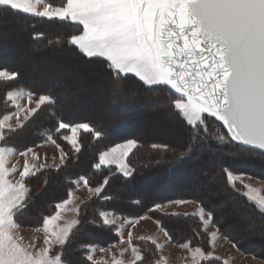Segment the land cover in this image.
<instances>
[{
  "label": "snow or ice",
  "instance_id": "6c2138e0",
  "mask_svg": "<svg viewBox=\"0 0 264 264\" xmlns=\"http://www.w3.org/2000/svg\"><path fill=\"white\" fill-rule=\"evenodd\" d=\"M5 9L46 21L82 26L79 32L70 33L63 40L49 39L47 44H66L75 47L89 60L106 61L112 78L109 87L113 92L119 91L120 80L129 74L151 91H166L167 99L157 107L173 109L174 114L189 126V137L176 148L153 143L152 149L171 151L178 159H191L198 143L215 139L216 144L210 146L220 153L230 151V146L236 144L244 146V151L249 154L251 149H258L264 154V0H62L60 3L55 0H0V10ZM32 39L44 40V33H36ZM18 76L17 71L0 69V83L8 84L17 80ZM21 100L27 103L21 104ZM57 103L51 91L35 93L17 87L4 95L5 110L0 112V264H76L70 257L65 258V246L81 224L82 207L77 203L75 190L83 185L90 197L105 201L113 199L104 192L109 184L107 175L95 187L91 186L87 176H79L71 181L75 190L69 189L68 198L56 203L55 212L43 216L42 223L33 229L44 234L42 247L37 248L34 243L25 245L23 238L17 235L21 225L16 217L28 207L31 199V189L26 181L37 176L47 164L39 163L41 157L33 147L18 151L16 147L9 146L8 140L18 130L24 129L38 113L50 111ZM9 107L11 111L7 110ZM214 128L225 129L226 132L214 131ZM81 131L91 133L95 138L102 135L87 122L63 120L58 122L54 131H45L43 135L46 143L59 150V159L64 163L68 153L54 136L60 134L62 140L80 153ZM135 148V139L117 144L109 151L100 152L99 162L93 167L100 171L102 165L107 168L115 164L124 177H129L134 169L126 159ZM30 154L31 160L36 163L29 162ZM17 155L25 158L22 170L15 164L9 167L11 157ZM238 155L233 153L234 158ZM55 170H60L58 165ZM220 172L226 175L231 190L241 192L259 211V227L264 231V196L254 194L257 190L244 183L243 174L231 170L229 166L221 165ZM16 174L18 179L9 178ZM43 183H48L47 178ZM170 203L198 205L191 214L171 215L198 218L202 232L214 249L220 236L218 229L208 231L216 226L213 211L193 200H172ZM84 207H87L86 203ZM164 207L163 204H156L154 209ZM68 212L73 214L71 219L65 216ZM96 215L98 218L86 222L113 230L119 242L108 247H99L94 243L80 244L77 250L83 253L85 261L101 264L94 259L96 252H111L112 248H118L119 256L112 254L111 262L104 260L103 264H168L163 255L155 258L165 247L157 238H136L154 246V251L144 249L140 243H133L131 230L125 239L123 223L117 226L118 220L134 227L140 220L151 217L143 215L129 219L104 210H97ZM155 222L160 224L159 220ZM256 227L255 223L248 225L250 230ZM160 231L167 237V242H172L166 229L161 227ZM196 235L199 236L200 232ZM178 246L188 251V264L220 260L213 251L206 252L200 246L192 247L191 241ZM56 248L61 251L54 252ZM126 253H130V260L124 259ZM222 264H229V261L223 260Z\"/></svg>",
  "mask_w": 264,
  "mask_h": 264
},
{
  "label": "trees",
  "instance_id": "16d2710c",
  "mask_svg": "<svg viewBox=\"0 0 264 264\" xmlns=\"http://www.w3.org/2000/svg\"><path fill=\"white\" fill-rule=\"evenodd\" d=\"M56 3L62 2V0H55ZM23 21L28 23L27 26H21L14 21ZM51 26V28H47ZM9 28V29H8ZM0 29L5 31H11L16 36L19 34L20 37L17 40H21L27 35H29L30 40L32 42H44L46 41V49L44 52H49L54 49L63 50V56H71L73 57V62L75 65L78 63L90 64L91 70L94 68L100 69L103 74L105 75L102 78H109L112 80L109 69L107 68V62L99 59L89 60L85 58L79 51L72 46H68L66 44H61L57 46H52L47 44V40L49 39H61L63 40L67 37L70 33H77L80 31V27L78 25L72 24H65L58 21H46L44 19H39L31 16H27L26 14L20 13L18 11L5 9L0 10ZM44 33V40L35 41L32 37L36 33ZM12 38V37H11ZM20 47L16 49L22 50ZM36 52V51H35ZM34 51L32 53H27L25 51V60L31 57H35L37 53ZM42 52V50H41ZM44 52L42 54H44ZM30 56V57H28ZM62 61V60H60ZM24 67V61L20 62L19 60H15L9 63H3L0 61V69H7L9 71H17L19 76L17 80L9 82L8 84L0 83V112H3L4 105L3 99L4 95L8 90L15 89L17 87H23L25 90H30L35 93H42L44 91H51L53 95L57 98V106L51 109L48 112L41 111L37 114L36 117H33L24 127L22 130H18L16 134H13L9 137L8 144L9 146L16 147L17 150H24L26 147H34L38 144L45 142V138L43 133L45 131H54L55 127L57 126L58 122L63 120L65 122H87L89 123L94 129L101 132L102 135L99 138H95L91 133L81 132L79 141L82 145L80 153L71 154L68 151V160L65 164L60 168L57 172L56 170L52 169H44L37 174L35 177H30L26 183L28 187L31 189L30 196L31 199L28 201V207L23 210L22 213L18 214L16 217L18 223L24 227H36L42 223V217L45 215H50L55 212L54 205L58 202H61L63 199H67L69 189H75V185L71 183V181L75 180L79 176H87L89 178L91 186L95 187L98 186L100 182H102V178L107 175L109 177V184L105 187L104 192L108 195H111L113 199L105 201L102 199H98L96 197L90 198L89 201L82 203V213L80 216L81 224L78 226L76 230H74L73 235L70 237V242L65 246L66 249V257H70L73 259L76 264H91V262H87L83 258V253L78 251V247L82 243H94L99 247H108L111 244H115L119 241L118 236L114 233L113 230L107 227H97L92 224L87 223L86 221L97 217V210H104V211H111L115 212L119 216L128 217L129 219H135L139 216L147 215L151 218H156L160 221L161 227L166 229L172 237V242L176 245L181 243L191 241V246H201V247H208L209 243L206 238V234L202 232L200 228L198 218L192 217L189 215L188 217H184L183 215L174 216V215H167L163 214L162 212L154 209L149 211V209H153L156 204H167L170 203L172 200H193L201 203L207 209L213 211L214 213V222L219 230L221 236L227 238L229 241L235 243L238 249L248 255L252 254L255 257L264 261V249L260 252H253L244 247L243 245L246 242H242L241 240L235 238L237 234L230 233L225 229V222L220 219V212L222 208H218L213 206L208 200H206L201 195H193L188 194L185 192H178L173 194H167L168 186L159 187L158 184L155 185L157 191H160L161 197H153L151 195L145 196L144 200L138 197H130L125 202H119L116 200L115 196L117 191L115 188L116 185L123 186V185H130L135 186L140 182L145 181L148 177L152 176L153 174H157V179L162 183H169L172 182L174 177H179L181 175V170H183L184 166H187L188 169H193L192 164L189 160L190 159H178L176 156L172 154L171 151H163V150H155L151 148L153 144L154 138L153 134L145 132H111L107 133L104 122L101 119L95 120L93 118L83 116L80 117L78 115L74 116H67V114L60 109L59 107V93L58 90L47 88L43 86H38L33 81L27 83L23 80V76L21 74ZM87 70V71H88ZM50 72V71H49ZM96 72L93 71V75ZM93 81V84H86L85 86V94H90V88H92L98 79ZM119 85L123 86V89L130 91L129 87L134 86L137 90H146L147 92L156 96L157 101L163 103L167 97L168 93L166 91H151L146 86L143 85V82L139 81L136 77L132 75H128L123 77ZM137 86V87H136ZM88 90V91H87ZM105 98V97H102ZM108 100H112V97H107ZM117 101V98H116ZM118 102V101H117ZM114 111L118 114L117 117L121 118V124L123 126H127L128 124L132 123L131 117L135 116V111H126V107L121 102H118L114 106ZM126 109V110H125ZM11 111L12 109L9 107L7 109ZM165 110V109H164ZM163 110V111H164ZM170 113L176 119L175 126L178 127L180 130L184 131L183 135L178 137L171 135L170 138H167L165 141L169 143V146L173 148V145L180 146L184 144L187 134H189V126H187L186 122L182 120L179 116L174 114V110L169 108ZM92 112V111H91ZM154 115V114H153ZM89 116V115H88ZM91 116V115H90ZM155 116V115H154ZM150 115L146 116L147 122H152L155 117ZM164 116V114H163ZM211 121L212 118H209ZM217 124L219 122H216ZM120 126V125H119ZM119 126L111 125L107 130H118ZM214 127V126H213ZM31 129L34 131V135L28 139H25V136ZM66 132L67 130H62ZM214 131L226 132L225 129H216ZM54 138L57 140V143L61 145L63 149L67 148V142L60 138V134H56ZM179 138L181 140H179ZM24 139V140H23ZM135 139L137 141V148L134 149L130 157L128 158V163L132 169H134L132 175L130 177H124L120 174L115 166L104 167L101 166V170L97 171L93 165L99 162V153L102 151H108L113 146L129 140ZM22 140V141H21ZM152 143V144H151ZM155 144H163V143H155ZM216 144L215 139L211 142H200L196 145V148H206L211 147L210 145ZM167 145V144H163ZM176 148V147H175ZM196 148L194 150H196ZM231 154L232 158L229 159V162H225L223 164H219L217 169L219 171V175L221 180H223L224 191L238 202L244 205V210L249 211L255 218L261 220V214L259 211L251 204L247 197L242 195L241 192H233L230 186L227 185V178L225 174L220 172V166L225 165L229 166L231 170L239 172V173H246L253 177H257L259 179L264 180V174L257 171L258 167H252L251 164L255 163L258 165L264 164V154H261V151L257 149H251V154L244 151V147L241 145L233 144L230 146V151H225ZM233 153H239L242 155L240 157H233ZM202 160V161H201ZM198 160L196 166H206L210 168V164L206 158H202ZM233 163V165H229ZM256 170V171H255ZM55 176H60L62 178V191L52 194L49 196V201L45 206L42 204L43 194L46 189L56 187L59 183H52ZM44 178H47L48 183L45 185L43 183ZM220 178H216V181H220ZM175 183V181H174ZM239 185V184H238ZM212 187V186H211ZM171 188V187H170ZM172 189V188H171ZM104 193H102L103 195ZM116 194V195H115ZM45 197V196H44ZM216 196H213V199H216ZM135 201H139V203H135ZM84 203L87 204V207H84ZM246 222V221H244ZM241 221L240 223H243ZM257 230L261 231L259 225L257 226ZM200 232V235L197 236L196 233ZM89 233L98 234L97 239H92L86 235ZM251 233V232H250ZM245 235H249V232L244 233ZM240 236H244L243 234H238ZM262 235V234H261ZM264 235V234H263ZM254 237L258 240H261V236L257 233H251L250 237ZM94 237V236H93ZM260 238V239H259ZM135 243H140L141 247L144 249H151L154 251V246L150 243H144L139 241H134ZM159 253L156 254L155 258H159Z\"/></svg>",
  "mask_w": 264,
  "mask_h": 264
},
{
  "label": "rangeland",
  "instance_id": "374dc122",
  "mask_svg": "<svg viewBox=\"0 0 264 264\" xmlns=\"http://www.w3.org/2000/svg\"><path fill=\"white\" fill-rule=\"evenodd\" d=\"M14 23H17L21 26L28 25V23H25L23 21L15 20ZM78 26L82 29V26L80 25ZM47 28H51V26H48ZM6 32L7 34H5ZM9 33L12 32L8 30L5 31L0 29V61H2L3 63H9L15 60L16 61L19 60L20 62L24 61V67L21 72L23 76V80L26 81L27 83L33 81L38 86H43L58 90L59 107L67 114V116L78 115L80 117L87 116L95 120L101 119L104 122L103 124L107 133H111V132L125 133L131 131V132H136L137 134L139 132L147 131V133L149 132L153 134L152 135L154 138L153 143L161 142L163 144L169 145V143H167L165 140L167 138H170L171 135L176 137L183 135L184 131L180 130L178 127L175 126L176 119L170 113L169 108H164L165 110L158 108L157 105L160 104L161 102H158L156 96L147 92L145 89L142 91L141 89L137 90V88H135L134 86L132 87L128 86L130 91H127L126 89H123V86L119 85V91L113 92V90L109 87V85L112 83V80L107 77L102 78V76L104 77L105 75L100 69L94 68L93 70L91 69L88 70V68L92 66H90V64H84L80 62L78 63V65H75L73 62V57L63 56L64 51L60 49H54L49 52H44V50L47 48L46 41L32 42L30 40L29 35H27L21 40H17L19 37L14 38L16 35ZM9 36L11 37L14 36V37H12V39H9ZM20 46H22L21 47L22 50L18 51V49L16 48ZM25 51L27 53H32L33 51L34 52L36 51L35 53L37 54L35 55V57H31L25 60L26 57ZM43 52L44 54H42ZM93 71L96 72L95 75L92 74ZM97 79L99 81H97V83L92 88H90L89 90L90 94L86 95L84 92L86 84L89 85L93 84V81L96 82L95 80ZM109 96L112 97V100H108L107 97ZM116 98L118 102H121L122 104L125 105L127 109V110L125 109L126 111H135V116H133V118L132 117L130 118L132 120L131 121L132 123L128 124L127 126H123L121 124L122 119L116 116L118 113L115 112L113 109L115 104L118 103L116 101ZM20 103L26 104L27 101L21 100ZM147 115L148 116L152 115L155 117V119L152 122H147L145 118ZM13 123H15L14 120ZM111 125L112 126L120 125V126L118 130H113V129L107 130L109 127H111ZM29 131H31V129ZM81 132L79 133V137ZM185 133L187 134V136L189 135L187 131ZM33 135H34V131L28 132L27 135L25 136V139L27 137L28 139H30ZM179 140L181 139L179 138ZM187 140L188 137H186L184 142H186ZM126 141H123L119 144L126 143ZM66 144L68 149L66 150L64 149L65 152L68 153L69 151L71 152V154L72 153L75 154L76 152L74 151L72 146L68 143ZM38 145H42V146L39 147L34 146L33 148L35 152L38 153L39 156L41 157L39 163L47 164V167L45 169L55 170V167L57 165L59 166V168H61L68 160V156H67L65 158L64 163H61L59 159L60 157L59 150L51 143L43 142ZM175 147L177 146L173 145V148ZM133 151L134 149L132 150V152ZM115 155L118 156L119 151ZM130 155L126 159L128 165H129L128 158L130 157ZM240 156L242 155H238L237 157ZM54 157L55 160L53 159ZM202 158H206L208 160L210 164V168L209 167L207 168L206 166L203 165L196 166L198 160H201ZM230 158H232L231 154L227 152H223V153L217 152L215 147H206V148L201 147L198 149L196 148V150H194L193 157L189 160L191 162L189 164H192L193 167L192 170L188 169L187 166H184L183 170H181V175L177 178L174 177L172 182L169 183H162L161 181H159V178L157 179V175L160 172H158L157 174H153L152 176L148 177L145 181L140 182L135 186L116 185L115 188L117 189V191H120V193L117 192V195L115 194L116 195L115 198L119 202H125L132 196L138 197L142 200L146 198L145 196H149V195L153 197L156 196L161 197L162 195L160 191H157L155 187L156 184H158L159 187H163L167 185L169 187L167 190V194L169 195L178 192H185L193 195H201L211 204H213V206L222 208L219 216L220 219L225 222L226 225L225 229L227 231H229L230 233L237 234L235 238L241 240L242 242L243 241L246 242V244H244L243 246L244 247L246 246L248 250L261 253V251L264 249V235H263L264 231L257 230V227L251 230L248 228V225L250 223H255L258 226L261 220L255 218L249 211L244 210L245 208L242 203L238 202L236 199L229 196L224 191L225 190L223 186L224 182L220 178L217 166L227 161L229 162ZM24 160H25L24 157L18 155L13 156L11 157V163L9 164V167L15 164L18 169L22 170ZM29 162L36 163V161L31 160V154L29 156ZM229 165H233V163L231 162V164ZM111 166L116 167L115 164ZM252 167L254 168L258 167L257 171L261 172V174H264V164L257 166L255 163H253L251 164V168ZM119 173L122 174L121 172ZM241 174H243L244 176V183L250 184L254 189L257 190L256 193L254 194L264 196L263 179L253 177L246 173H241ZM247 177H252V179H247ZM9 178L15 180L18 179L19 177L18 174H16ZM216 178H220V181L219 182L216 181ZM52 183L54 184L59 183V184L57 185V188L48 187L46 189V191L43 194L45 197L43 196V200L41 201L43 206H45L49 201L50 195L62 191V187H61L62 178L60 176H55ZM75 196L78 198L77 203L81 204V206H82V202H87L90 200L88 190L84 188L83 185H81L79 190H75ZM213 196H216L217 198L213 199ZM198 204L201 203L198 202ZM164 205H165L164 208L157 210L167 215H171L172 213L183 214L184 212H188L191 210L195 211L198 206L197 204L174 205L171 203H167ZM72 215L73 214L71 212L65 214L67 219H71ZM150 220L157 221L156 218H151ZM146 221H149V219H147ZM241 221L243 222L246 221V222H244L243 224L240 223ZM61 223H63V221H61ZM144 227L145 224L143 223L140 226V228L137 230V232L138 233L141 232ZM215 228L217 229L216 226ZM33 229L34 227L21 226V228L17 232V235L23 238L22 243L25 245L34 243L37 248L42 247L44 234L37 233L33 231ZM247 232H249V235H251L252 232L259 234L261 236L260 237L261 240H258L253 236L249 238L248 234L247 235L244 234ZM238 234L241 235L243 234L244 236H240ZM86 235L92 239L98 238V234L86 233ZM219 236L225 240H222L223 241L222 245L217 243L216 241L217 244L216 247L220 248L219 249L220 253H225L224 255H226L227 257L226 258L224 257L223 260H228L229 264L237 263V262L235 263L233 259L234 255L235 256L240 255L239 256L240 258L238 259L239 264H260V262L263 261L252 254L248 255L240 251L237 245L236 247H233V244L235 243L221 236L220 233ZM134 241L137 242L138 240L135 239ZM134 241L133 243H135ZM121 247H125V245H122ZM230 247H232V249ZM115 249L116 248H112L113 251H115ZM203 249L206 252L212 251L210 245H208V247H204ZM60 251L61 249L59 248H56L54 250V252H60ZM114 253L116 254V252ZM159 255H161L160 252ZM182 257L183 256H181V258ZM187 257H189V253L187 254L186 257H184L183 264H188V260L186 259ZM253 257H255V259H253ZM103 260H107V261L110 260L109 262H111V257L109 253L104 254ZM223 260L202 261L201 264H222Z\"/></svg>",
  "mask_w": 264,
  "mask_h": 264
},
{
  "label": "crops",
  "instance_id": "0c3cea01",
  "mask_svg": "<svg viewBox=\"0 0 264 264\" xmlns=\"http://www.w3.org/2000/svg\"><path fill=\"white\" fill-rule=\"evenodd\" d=\"M26 101V100H25ZM83 203V202H82ZM193 205V204H192ZM193 209V208H192ZM192 212H194L193 210L191 211H188L187 213L191 214ZM185 213V212H184ZM124 224V237L125 239L127 238V233L129 230H131L133 232V236H134V240L137 238V237H140V236H153L155 238H157L158 242L160 243H163L165 244V247L164 249L160 252L161 255H163L167 261H168V264H183V259L184 257L187 256L188 252L186 249H183V248H180L178 245H174L172 242H167V237H165L163 235V233L160 231L161 229V225H157L155 221L153 220H150L149 221H146V220H140L139 223L135 224V226L133 227L131 224H127V223H124L123 220H118L117 221V226L120 225V224ZM145 224V227L142 229L141 232H137V230L140 228V226L142 224ZM217 229L215 227H212V228H209L208 231L209 233L212 232V231H216ZM138 233V234H137ZM133 240V241H134ZM221 240V241H220ZM222 240H225L223 238H219L217 240V243L219 244H223V241ZM119 242V241H118ZM115 243V244H118ZM225 243V242H224ZM227 243V242H226ZM228 244V243H227ZM174 245V246H173ZM217 244H215V248L213 249L211 247V250L214 252V255L215 256H218L220 257V260H223L224 257L226 258L227 256L224 255L225 253H220L219 249L220 248H217L216 247ZM122 246V245H121ZM120 246V247H121ZM127 245H125L126 247ZM232 249V247H230ZM114 252H116V255L119 256V249L116 248L115 251H113L111 249V252H96L95 255H94V259L95 260H98V261H101V264L103 263V257H104V254H107L109 253L110 257H112V254H115ZM236 252V251H235ZM238 254V253H237ZM222 255V256H221ZM181 256H183L181 258ZM240 256V255H239ZM238 255L237 256H233V259L235 261L236 264H239L238 263V259L240 258ZM124 259L127 261V260H130L131 259V255L130 253H126L125 256H124ZM219 260V261H220ZM110 261V260H109Z\"/></svg>",
  "mask_w": 264,
  "mask_h": 264
},
{
  "label": "bare ground",
  "instance_id": "6f19581e",
  "mask_svg": "<svg viewBox=\"0 0 264 264\" xmlns=\"http://www.w3.org/2000/svg\"><path fill=\"white\" fill-rule=\"evenodd\" d=\"M5 34H7V32L5 33ZM12 37H14V36H12ZM16 37H20V35L18 34V36H15L14 38H16ZM6 38V37H5ZM9 39H12L11 38V36H9ZM5 40V39H4ZM30 57V56H29ZM90 74V73H89ZM91 76V75H90Z\"/></svg>",
  "mask_w": 264,
  "mask_h": 264
}]
</instances>
